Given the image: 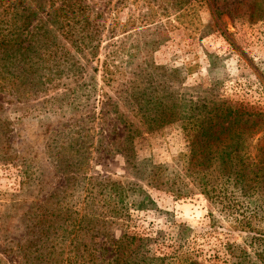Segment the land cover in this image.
<instances>
[{
    "label": "rangeland",
    "instance_id": "1",
    "mask_svg": "<svg viewBox=\"0 0 264 264\" xmlns=\"http://www.w3.org/2000/svg\"><path fill=\"white\" fill-rule=\"evenodd\" d=\"M81 3L87 46H65L39 90L0 92V264H27L34 238L51 263L78 264L99 233L146 240L130 250L161 259L153 264H264V183L241 195L229 187L223 204L207 200L187 172L183 123L160 113L177 99L226 101L258 116L253 143L263 145L264 19L226 13L223 0ZM143 100L150 111L139 110ZM108 181L129 190L117 216L94 198L108 193L94 185ZM42 216L59 224L48 243L33 226Z\"/></svg>",
    "mask_w": 264,
    "mask_h": 264
},
{
    "label": "trees",
    "instance_id": "2",
    "mask_svg": "<svg viewBox=\"0 0 264 264\" xmlns=\"http://www.w3.org/2000/svg\"><path fill=\"white\" fill-rule=\"evenodd\" d=\"M209 1L210 3L213 1L214 4L219 2V0ZM223 1L225 5L222 8L226 13L236 10L245 15L247 20L264 19V0ZM87 10L81 0H0V92H9L21 97L22 87L39 90L38 87L44 85L45 79V74L41 72L51 69L48 67L51 62L59 63L67 53L65 46L71 45L77 50L86 47L87 43L81 31L90 15ZM212 10L216 16L223 12L218 7H212ZM51 26L56 27L51 28ZM56 31L57 34H54ZM108 69L105 65L104 71L108 72ZM171 73H178V70ZM144 105L147 106L148 102L139 101V110L145 109ZM161 106L160 113L165 123L173 121L183 123L189 145L187 172L193 177V183L200 188L207 200H219L217 198L220 197L219 203L223 204L221 194L224 197L229 187L241 195L245 191L253 190L254 184L264 183V144L260 145V140L253 143V136L257 134L262 124L258 116L245 113L242 107L222 100L211 103L191 101L186 103L183 99H177L171 106L168 104ZM145 110L150 111L147 108ZM219 184L221 191L215 189ZM94 186L97 187V191H102V187H108V193L102 195L98 192L94 198L103 196L105 200L107 199L108 206H112L113 209L119 208L117 212L121 210L120 205L124 200L129 198L126 195L129 190L119 182L108 181L106 184L97 183ZM138 192L147 199V195L142 190L138 189ZM216 192L217 195L214 196L217 197H212L211 194ZM232 201L234 202V199ZM136 205L142 208V202ZM223 208L225 210L229 205ZM114 211L115 209L110 210L109 214L117 216ZM58 220L60 223L62 219ZM55 222L48 216H42L38 221L39 225L33 224L37 226L36 228H40L39 233L42 236L39 241L49 242V230L59 225H54ZM64 223L67 226V220H64ZM89 231L93 232V228L86 229L85 232ZM108 235L99 233V238L101 236L102 239L91 235L89 237L91 241L83 245L85 248L79 255L80 260L75 263L153 264L161 261L156 257L150 260L138 257L137 251L140 246L130 250L137 241L141 243L146 240L127 235L114 239ZM65 239L62 236V242ZM36 241L38 239L34 238L27 244L24 253L26 263L53 264L51 261L54 259L45 258L51 253H41L39 249L42 247L37 249ZM96 244L99 247H96ZM72 249L79 251L76 245ZM38 251L39 258L32 257Z\"/></svg>",
    "mask_w": 264,
    "mask_h": 264
}]
</instances>
